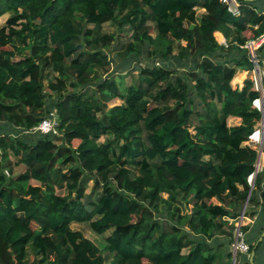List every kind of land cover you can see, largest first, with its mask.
<instances>
[{"label": "trees", "instance_id": "16d2710c", "mask_svg": "<svg viewBox=\"0 0 264 264\" xmlns=\"http://www.w3.org/2000/svg\"><path fill=\"white\" fill-rule=\"evenodd\" d=\"M236 1L237 16L220 0H0V264H249L262 113L252 79L230 83L253 70L264 0ZM257 54L263 68L264 43ZM51 112L58 134L42 136ZM245 204L261 225L240 227L249 252L234 257ZM83 223L111 231L102 249L71 229Z\"/></svg>", "mask_w": 264, "mask_h": 264}, {"label": "built area", "instance_id": "2783aa9c", "mask_svg": "<svg viewBox=\"0 0 264 264\" xmlns=\"http://www.w3.org/2000/svg\"><path fill=\"white\" fill-rule=\"evenodd\" d=\"M220 2L225 4L228 8V11L231 12L234 16H237L239 14V10H238L239 5L237 4L235 0H220ZM263 43H264V35H261L255 40L248 41L244 46V48L247 51L248 59L253 66V70L251 73L253 74L252 81L254 84V89L259 94L262 90L261 82H262L264 73H263V68H262V65L260 63V60L257 54V50L260 48V46ZM223 45L225 46L226 44L224 43ZM252 106L257 111L262 113L263 108H264L263 99L258 97L252 102ZM35 131L38 132L42 136L57 135L58 133H57L56 123H55V112H51L48 118L41 121V123L38 125ZM263 140H264V124H262L260 121V123L255 127L252 134L248 137V144L257 151V154L260 153V156L262 155ZM261 169H262L261 165L258 162V164L255 165L254 174H252L248 178V183L250 184L251 188H252L257 172H259ZM245 209H242V212L238 219V225L236 226L234 243L232 245V252L234 254L238 252L242 254H247L249 252V246L244 242L242 234L240 233V227L242 226V222L245 219L244 218Z\"/></svg>", "mask_w": 264, "mask_h": 264}, {"label": "rangeland", "instance_id": "374dc122", "mask_svg": "<svg viewBox=\"0 0 264 264\" xmlns=\"http://www.w3.org/2000/svg\"><path fill=\"white\" fill-rule=\"evenodd\" d=\"M7 16H4L0 19V26L4 24V21L6 19ZM114 31V28L110 25V24H106L103 26V32L104 33H110V32H113ZM152 35H155V32L152 33ZM109 53V52H108ZM111 58H113V55L110 53L109 54ZM119 61L117 59H114V63L112 64V69L110 70L112 76L114 78H122L123 81H124V84L125 85H128L130 83H133V80H132V77L131 76H135V73H128L127 71H123V72H114L115 69H116V63H118ZM145 62V61H144ZM142 62V63H144ZM114 72V73H113ZM51 79H53V77H50V78H46V80L44 81L45 85H47L48 81H51ZM120 104V101H117V100H114L112 101L109 106H113V105H119ZM0 127L2 128V125H0ZM0 128V129H1ZM22 167H16L14 169V171L16 173L22 171ZM34 185H37L36 182H33ZM92 182H87V188H86V193L87 194H93L94 195V192L92 190ZM57 194L58 195H64L65 192L63 190H58L57 191ZM246 220H243L242 222V225H246L245 224ZM238 225V221L235 223V226ZM71 229L72 230H75V231H79L84 238L90 240L92 243H94L99 249H102L104 247V244H105V239L110 235L111 231H107L106 233L102 234V235H98L96 233H94L88 224H72L71 225ZM27 258H28V261L29 262H32L34 259H35V255L31 252V250L28 251V254H27Z\"/></svg>", "mask_w": 264, "mask_h": 264}, {"label": "crops", "instance_id": "0c3cea01", "mask_svg": "<svg viewBox=\"0 0 264 264\" xmlns=\"http://www.w3.org/2000/svg\"><path fill=\"white\" fill-rule=\"evenodd\" d=\"M258 1H260V0H258ZM237 4H238V2H237ZM257 8H259V9L264 11V3H257ZM201 13H203V11L199 10V14H201ZM217 35H219L222 39L221 40L217 39V37H216ZM214 37H215L216 41L218 42V44L223 45L225 43V39L223 38V36L220 33L215 32L214 33ZM263 73H264V63H263ZM252 77H253V74L250 73V72H247V71H244V70H236L235 76H234L233 80L231 81L230 85H231V87L233 89L241 90V88H242V86L244 84V81L247 80V79H252ZM263 78H264V76H263ZM261 86H262V90H261V92L259 94V97L262 98L263 102H264L263 81L261 82ZM240 122L241 121H240L239 118H233V117H230L227 120L228 126H237V125L240 124ZM263 147H264V140H263ZM251 148H253V147H251ZM262 160H263V155L260 156V161H259V163L261 165V168H262ZM263 209H264V206H263ZM244 220H246V222H245L246 225H242V226H249L251 229H253V231H256L258 229V227L261 225L260 224L261 222H260L259 213L253 219L245 218ZM248 258H249V256H248ZM253 264H264V250L261 252L260 256L257 258V261H254V257H253Z\"/></svg>", "mask_w": 264, "mask_h": 264}, {"label": "water", "instance_id": "95a60500", "mask_svg": "<svg viewBox=\"0 0 264 264\" xmlns=\"http://www.w3.org/2000/svg\"><path fill=\"white\" fill-rule=\"evenodd\" d=\"M243 1L254 2V1H258V0H243ZM261 123H262V124L264 123L263 112H262ZM259 161H260V153H258V158H257V163H256V164H258ZM245 207H246V204H245V206L243 207V209H245ZM263 238H264V229H263V231H262L260 237L258 238V240L256 241V243L254 244V247H253V249L251 250V252H250V254H249V258H248V260H249V264H253V257H254L255 250H256L258 244L263 240ZM233 255H234V257L236 256V254H234V253H233ZM233 264H235V259H234V261H233Z\"/></svg>", "mask_w": 264, "mask_h": 264}]
</instances>
